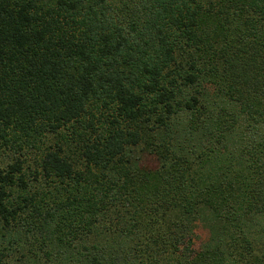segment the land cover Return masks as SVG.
<instances>
[{
    "label": "trees",
    "instance_id": "obj_1",
    "mask_svg": "<svg viewBox=\"0 0 264 264\" xmlns=\"http://www.w3.org/2000/svg\"><path fill=\"white\" fill-rule=\"evenodd\" d=\"M4 152L0 264H264V0H0Z\"/></svg>",
    "mask_w": 264,
    "mask_h": 264
},
{
    "label": "rangeland",
    "instance_id": "obj_2",
    "mask_svg": "<svg viewBox=\"0 0 264 264\" xmlns=\"http://www.w3.org/2000/svg\"><path fill=\"white\" fill-rule=\"evenodd\" d=\"M32 159V158H31ZM10 161V154L7 153H0V167L2 166H5L8 162ZM143 162L145 165H149V166H152L154 160L152 157H149V156H144L143 157ZM21 229V226L19 227H14L12 230H11V233L15 235L16 237V244L13 243V245L11 246V249L13 246H17L16 248V251H19L18 252H13L12 253H9L7 254V259L9 261V263H16V264H19V255L22 251V253H26V254H31V253H37L40 258L38 257V263H35V264H45V260L47 259V257L43 256V249H45L46 245L44 243L45 239H42V234H40L37 230H34L32 229V232L26 237V239H28V243H24L22 240L19 242V236H24L22 234H19L18 231ZM207 230L200 224L196 227V236H195V247L198 248L200 246V244L207 238ZM11 238H13L11 236ZM7 239L6 238H3L1 237L0 239V242H2V248L4 245L7 246V243L6 242ZM12 242H13V239H12ZM22 244V245H19ZM22 264H30V262H22ZM31 264H34V263H31Z\"/></svg>",
    "mask_w": 264,
    "mask_h": 264
}]
</instances>
